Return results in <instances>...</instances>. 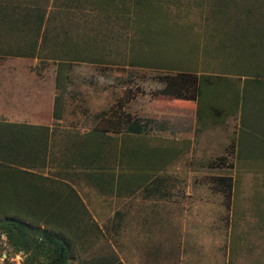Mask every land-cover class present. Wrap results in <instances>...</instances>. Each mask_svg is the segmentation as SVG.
Masks as SVG:
<instances>
[{
    "label": "rangeland",
    "instance_id": "1",
    "mask_svg": "<svg viewBox=\"0 0 264 264\" xmlns=\"http://www.w3.org/2000/svg\"><path fill=\"white\" fill-rule=\"evenodd\" d=\"M149 2L0 0V135L12 136L4 119L30 111L46 122L63 118L48 124L53 132L34 165L4 159L0 139V222L14 218L60 236L74 255L69 264L99 255L117 264L119 223L135 234L145 205L157 204L156 250L128 255L138 257L133 264H167L173 254L186 258L182 221L198 204L209 260L264 264L256 200L264 189V82L252 81H264V48L251 52L254 39L241 34L248 15L263 21L264 0ZM9 169L19 174L17 187ZM126 205L124 222L118 208ZM16 236L0 227V264H45L53 254L39 233L29 235L28 249Z\"/></svg>",
    "mask_w": 264,
    "mask_h": 264
},
{
    "label": "crops",
    "instance_id": "2",
    "mask_svg": "<svg viewBox=\"0 0 264 264\" xmlns=\"http://www.w3.org/2000/svg\"><path fill=\"white\" fill-rule=\"evenodd\" d=\"M33 26L37 27V25L35 23H33ZM38 26H40V24H38ZM25 35H22V37H24ZM55 119V120H54ZM138 119V120H137ZM57 121V122H62L63 118L58 117V116H50V119L46 122L43 121L41 119H39V117H36L35 115H33L31 113V111L29 113H25L23 115H19L17 116L16 119L14 120H8V119H4L3 123H8V124H13L14 126H17L18 132L23 133L24 135L28 136V137H32V140L30 139V141L28 142V145L30 146V148H33V150L37 153V150L40 152L42 151V147L43 145H47V139L49 140L51 134H52V130L53 127L49 126L48 124L51 123V121ZM133 121H135V124H141L139 122V118H135ZM55 123V122H54ZM47 124V125H45ZM139 129V127H137ZM140 130V129H139ZM38 134V135H37ZM46 137V138H45ZM36 138L39 139L38 142H36ZM38 144V146H37ZM37 149V150H36ZM248 151L244 154V155H248ZM249 156H245L243 158H245L246 160L245 163L246 164H250L247 163L251 162L252 164V160L247 158ZM255 160V158H253ZM259 160H261L262 162H264V159L262 157L259 158ZM239 161V160H238ZM254 162V161H253ZM237 165V164H236ZM261 165L264 166V163H262ZM30 167H28L27 169L29 170ZM147 183V182H146ZM236 184H238V181L235 182ZM145 184V183H144ZM143 184V185H144ZM262 187L264 188V182L262 184ZM49 188V189H47ZM46 191L51 192L53 191L52 189H50L49 185L48 187L45 188ZM246 190H249V188L244 190V194H246ZM234 200L236 199L237 201L239 200L240 196L238 195H234ZM254 198H256L254 196ZM256 200H261L263 205L262 208L260 209L259 213H260V219L261 222L264 223V189H262L259 192V197ZM128 201H124L122 202V204L126 203ZM174 203H172L171 207L167 208V212H166V222L167 225H173L175 222V208L173 206ZM196 209H193L191 212L195 213L193 216L190 215L187 219L190 218V220H187L184 216L183 219V229H182V243H183V254L186 255L184 258L180 261H178V259H175V255L173 254L172 256H170V260L167 262V264H217L216 261H214L215 259H208L207 257V253H206V249L204 247V240L203 238L205 237V231L204 229L198 227V225H201L202 219L200 217V208H202L201 206H199L198 204L195 206ZM132 207H128L126 206H122L121 208H118L120 210H118L119 212V220L120 221H124L127 219V216L131 213L129 212V209H131ZM109 209V208H108ZM145 213H142L140 217L136 218V223H135V234H129L127 235L128 232V227L127 224L124 227L123 223L120 222L119 223V231H124L125 230V235L124 237L121 236L120 242L123 246L118 247L117 250V259L114 261V263L117 264H133V262L138 258L137 255L134 259V257L132 255H128V252L132 249H136V253H137V248L138 247H147L148 249H152L153 251L156 250V246L157 242H158V236H157V221L159 219V210L160 207L157 204H147L145 205L144 209ZM237 210L236 205L232 206V213H235ZM115 211H117V209H112L111 213H114ZM93 213V212H92ZM94 220H98L100 218H102L100 213H94L92 215ZM107 217V216H106ZM155 220V221H154ZM154 223V234H153V226H151ZM151 225H150V224ZM188 224V226H187ZM151 228V231L148 232L147 230H150L149 227ZM147 228V229H146ZM124 229V230H123ZM140 231V232H139ZM233 231H235V226ZM214 235V238L217 240V236L219 237V234L217 235V232H213L212 233ZM240 234H238L237 232H234L233 237H239ZM231 239V244L226 245L227 248V252L229 250L230 254H232V252L234 251V244L236 243L235 239ZM219 239V238H218ZM215 240V242H216ZM229 241V242H230ZM167 242H168V246H167V250H171V248L174 245V239L172 238H167ZM219 243H221L218 240ZM185 246H192L190 247L189 251V255L187 250H185ZM214 248L216 249L217 246L214 243ZM219 247V246H218ZM204 248V249H203ZM217 252V250H215V253ZM259 252H263V251H259ZM169 255V254H168ZM73 252H70V258L69 261L73 258ZM106 255L103 256H98V257H89L88 259H90L89 264H112L111 263V259H109V257H105ZM113 256V255H112ZM115 256V255H114ZM232 257V256H231ZM113 261V260H112ZM109 262V263H107ZM135 264H156V262L154 263H135ZM219 264V263H218ZM230 264H234L232 261ZM237 264V263H236Z\"/></svg>",
    "mask_w": 264,
    "mask_h": 264
},
{
    "label": "trees",
    "instance_id": "3",
    "mask_svg": "<svg viewBox=\"0 0 264 264\" xmlns=\"http://www.w3.org/2000/svg\"><path fill=\"white\" fill-rule=\"evenodd\" d=\"M145 1L150 3L149 0H145ZM230 1L231 0H224V2H220V4L228 5L230 4ZM258 12L260 15H262V16H259V18H261L263 21L261 22L258 21L259 19L257 17L256 19L255 18L250 19L251 15H248L250 17L247 18V23L243 25V27L241 28L242 35L248 36V37L251 36V38L254 39L251 41L252 43L250 44V48L252 49V50L250 49L251 52H257V49H259L260 46L264 48V12L259 11V10L257 11V13ZM229 39H231L230 36L228 37V40ZM229 42H233V41L229 40ZM252 81H254L256 84H259V85H263V82H264L261 78H258V77L254 78ZM54 116H57V114H54ZM135 125L136 126L134 127V129H138L137 127H139V125L138 124H135ZM13 126H14L13 124L10 126L11 129L9 128L10 132H8L10 133V136L12 135L11 137H8L6 135H0V139L1 138L3 140L5 139V141H3L4 143L3 148H5L6 153H4L2 157L4 159H10V160L17 161L22 166L24 165L23 162H26L27 164H29L28 166L34 165L36 158H37V153L33 150V148H30V146L28 145V142L30 141V139L32 140L33 136L32 137L23 136L24 134L21 132H18L17 129L13 128ZM25 159H28V160L25 161ZM9 170H12L10 171V173L12 174L11 175L12 179L9 181L11 183V187L13 186L17 187L16 185L18 184V182H17V177L15 176L19 174L14 172L13 169H9ZM18 170H25L24 172L26 173V175L29 174L28 172H26L27 170L23 169L22 167H20V169ZM28 186H32V183L27 181L26 188H28ZM39 193L41 194V191H39ZM14 194H18V192L13 193V194L8 193L5 196L10 197V195H14ZM30 196L34 198L33 194H31ZM76 205L79 207L80 206L83 207V204L81 201H77ZM0 227H2L3 230L6 231L8 237L10 238H13L15 235H17L16 238L20 239L24 243L26 249L29 248L28 245H30V243L34 242V237L29 238L30 237L29 235L34 232L36 234L39 233L40 238L44 240V242L49 241L50 243L53 244V254L45 262V264H69L68 262L70 258V250L68 246L63 242V239L60 236L52 234L49 230L45 229L44 227L29 229L30 227L26 223L20 220H16L14 218H7V219L2 220L0 222ZM14 228H16L17 233L13 232Z\"/></svg>",
    "mask_w": 264,
    "mask_h": 264
}]
</instances>
